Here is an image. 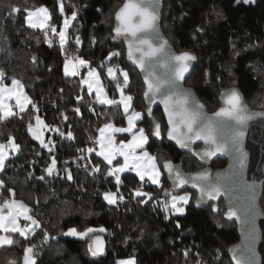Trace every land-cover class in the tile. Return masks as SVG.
Returning a JSON list of instances; mask_svg holds the SVG:
<instances>
[{"label": "trees", "instance_id": "obj_1", "mask_svg": "<svg viewBox=\"0 0 264 264\" xmlns=\"http://www.w3.org/2000/svg\"><path fill=\"white\" fill-rule=\"evenodd\" d=\"M123 2L65 0L67 14L70 15L72 10L70 4L78 10L77 21L73 22L69 35L80 36L83 45L79 52L85 59L91 60L94 67L106 58L108 52L118 50L121 55L113 62L129 72V91L135 97L134 107L145 111L143 81L138 72L128 65L123 41L113 39L114 14ZM41 5L52 12L53 22L59 30L63 18L59 14L57 0H0V69L7 73L9 79L6 82L15 77L25 85L47 124L59 126L65 132L71 130L76 139L68 141L61 140L57 135L53 137L57 141L55 155L60 174L49 177L43 171L48 153L27 130L31 106L28 112L21 114L23 119L12 117L0 120V142L15 137L21 145L20 153L12 156L5 172L0 173V180L16 190V199L23 200L33 209L31 214L53 237L43 243V231L37 230L36 235L28 240L16 234V243L0 252V264H5L8 258L20 264L24 248L29 245H36L37 264H116L117 260L132 256L137 264H197V261L200 264H233L228 249L239 240L236 225L226 222L223 210L216 215L211 206L196 209L193 206L195 192L187 190L192 193V202L187 206L185 215L165 219V212L152 201L141 204L129 195L131 189L138 186L135 174L125 173L122 177L121 191L125 201L118 206L108 205L102 193L116 189L112 178L103 176L104 164H101V173L93 175L72 163L75 157L81 155L76 149L92 146L89 137H97V129L105 122L112 120L117 126H124L126 120L122 109L92 104L93 97L84 95L83 102L76 101V96L82 94L79 77L64 75V56L57 38H53V47H49L41 30L26 26L23 14L9 15L13 6L23 9ZM162 29L175 50L191 51L197 56V66L186 85L196 91L208 112L219 108L220 93L230 87L239 88L249 106V100L254 96L264 95V0L247 5L242 2L236 4L235 0H167ZM93 37L95 44L92 43ZM67 47L69 54L77 53L71 40ZM33 57H36L35 63ZM101 76L113 96V83L105 78L103 72ZM206 80L210 82L206 83ZM89 104L97 113L105 115L88 111ZM75 107L81 108L82 116L73 114ZM61 113L68 115L67 122L63 121ZM154 115L162 123L164 139L151 137L152 124L146 117L141 125L149 133L147 149L158 158L163 156L182 164L186 172L200 169V164L190 153H181L166 140L167 126L161 109H157ZM38 152L41 155L38 156ZM92 159L93 163L100 162L95 154ZM64 160L70 161L68 167L72 170V181L65 177ZM225 164V161L219 160L213 169ZM42 175L45 176L43 181L38 179ZM162 184L164 188L171 189L165 175ZM145 191L151 192L154 199L163 198V189L154 185H146ZM8 196L5 191L0 195V201ZM37 200L39 203H36ZM260 204L264 212V185ZM176 221L181 227H176ZM69 227L80 231L89 227L107 229L105 234H95L105 237L106 253L92 257L88 251L91 235L85 239L61 235ZM186 250H190L187 257L184 255Z\"/></svg>", "mask_w": 264, "mask_h": 264}, {"label": "snow or ice", "instance_id": "obj_2", "mask_svg": "<svg viewBox=\"0 0 264 264\" xmlns=\"http://www.w3.org/2000/svg\"><path fill=\"white\" fill-rule=\"evenodd\" d=\"M57 2L59 14L63 18L59 30L57 24L53 22L52 12L44 5L23 9L13 6L9 15L23 14L26 26L41 30L44 34V42L49 47H53V38H57L56 42L64 56V75L79 77L82 94L76 96V101L83 102L84 95H87L93 97L92 104L122 109L126 126H117L112 120H108L97 129L99 133L97 137H89L92 146L77 148L76 151L81 155L72 161L77 167H82L93 175L101 173V164H104L103 176L112 178L116 190L109 189L103 192V199L108 204L116 206L125 201L126 197L121 191L124 183L122 177L125 173H135L138 178V186L132 188L129 195L141 204L152 201L155 206L165 212V219L186 214L187 206L192 202L191 192L184 190L183 194H180V190L186 189V186H190L198 193L194 201L196 207L208 201H217L222 195L230 193L231 189L218 179L220 174L214 177L208 169L185 173L172 160L164 159L163 156L158 158L149 153L146 148L149 144V133L139 125L146 117L151 118V137L157 140L164 139L161 124L152 112V105L159 103L163 105V111L167 117L166 136L169 140L175 141L181 149H188L202 160H211L218 154L234 152L237 154V162L242 170L247 159V153L243 149L244 129L248 121L254 116H264V112L249 113L239 90L230 88L221 92L224 106L212 116H208L204 111L205 106L194 96L191 89H185L181 85L185 75L193 70V62L197 60V57L191 51H182L177 54L160 34L161 0H124L114 14L115 26L112 31L115 33L114 40L126 41L127 58L143 73L145 85L143 97L147 102V109L146 112L137 110L134 107L135 97L129 91L131 85L129 72L120 64L113 62L114 58H118L121 53L118 50L108 52L106 58L94 67L92 61L85 59L83 53L79 52L83 45L80 36L69 35V29L73 27V22L77 21L76 6L69 5L72 9L69 15L65 12V0H57ZM241 2L245 5L255 4L256 0H235L236 4ZM70 40L75 44L77 53L69 54L67 46ZM92 43L95 44V37L92 38ZM32 60L35 63L36 57ZM102 72L114 85L113 96H109L104 86ZM8 79L7 73L0 69V120L12 117L23 119L21 114L28 112L31 106L32 112L29 113L31 118L27 124V130L39 146L48 153L46 167L43 169L45 175L58 176L60 169L55 155L57 141L50 136L46 138L45 133L55 132L61 140L75 141L74 133L71 130L65 132L59 126L47 124L40 115L38 104L26 92L25 85L15 77L10 78V83L6 82ZM60 91L63 92V89ZM11 101H14V104L10 103ZM92 104L88 105V111L96 115H105V113H97ZM72 111L75 115H83L80 107H75ZM61 117L65 122L69 119L65 113H61ZM117 134L124 138L117 141ZM197 141H202L205 145L200 151L193 148ZM20 151L21 145L16 142L15 137H9L7 142H0V173L5 172L7 162ZM93 154L100 158L99 163H93ZM37 155L41 153L38 152ZM118 157L122 158V161ZM69 163L68 160L63 161L65 165L63 171L66 179L72 181L74 178L71 168L68 167ZM165 173L172 182L171 189L163 187L162 177ZM38 179L43 181L45 176L42 175ZM240 180H242V172L234 175L233 182L239 183ZM146 185L163 189V198L154 199L151 192L145 191ZM5 191L9 196L0 203V247L14 245L16 234L28 240L36 235L37 230L43 231V243L53 239L47 231L42 229L41 222L31 214L33 209L23 200L16 199V190L0 180V195H3ZM36 203H39V200ZM211 207L213 212L220 211L215 204ZM225 215L230 219L233 217L240 219L237 210L231 204ZM244 215H254V210L245 206ZM21 220L24 221L23 224ZM176 227H181L179 221H176ZM254 230L253 224V232ZM106 231L107 229L103 227L99 229L89 227L83 231L76 227H69L61 235L85 239L93 234L88 244V251L92 257H98L105 254V242L101 235H95V233ZM189 251L184 252L185 257L189 255ZM249 251L254 255V248H250ZM37 256L36 245L25 247L22 264H37ZM233 259L236 264H241V259L236 257L234 250ZM10 264H16V261H10ZM116 264H137V261L132 256L117 260ZM197 264L200 262L197 261Z\"/></svg>", "mask_w": 264, "mask_h": 264}, {"label": "water", "instance_id": "obj_3", "mask_svg": "<svg viewBox=\"0 0 264 264\" xmlns=\"http://www.w3.org/2000/svg\"><path fill=\"white\" fill-rule=\"evenodd\" d=\"M166 1L167 0H161L159 31L160 34L163 36V38L166 39L169 44V40L162 29L164 3ZM114 26H115V19H114L113 28ZM113 35H115L114 32ZM120 40H122L125 45L126 61L128 65L134 68L138 72V74L140 75L143 81V73H141L140 70L132 63V61H130L127 58L126 41L124 39H120ZM170 47L177 54L180 53L177 50H175L171 45ZM197 63H198V59L195 62H193V70H190L189 73L185 75V79L181 82V85L185 89H191L194 96L205 106V104L201 101L196 91L192 87L186 85V82L193 74L197 66ZM230 88H236L239 90L243 98V103L249 110V113L264 112L251 108L249 104L246 102V98L239 88L237 87H230ZM144 89H145V85H144ZM144 104L147 109V102L145 99H144ZM222 106L224 105L220 93L219 108ZM219 108L216 111H218ZM157 109H161L167 126V117L164 114L163 105H160L159 103L152 105V112L154 117H155L154 113ZM204 111L207 113L208 116H212L216 112V111L208 112L206 106L204 107ZM148 120L151 121V118H148ZM159 123L161 124V131H162V123L161 122ZM244 131H245V137L243 140V149L247 153V159L245 161V167L242 170L239 168V164L237 162V154L234 152L218 154L216 157H213L211 160L208 159L202 160L198 156H194L192 152H190L188 149H181L175 143V141L169 140L167 136H166V140L169 143L175 145L181 153H190L191 156L200 164L201 166L200 169L193 172H186L182 164L173 162L174 164L179 165L185 173H194L200 170L208 169L213 173L214 177H216L217 174H220L218 179H220L223 185L231 189L230 193H226L225 195H222L217 201H208L206 204H202L200 207H196L195 203H193V206L196 209H203L211 204L212 205L215 204L219 207L220 203L223 202V209L225 213L228 210L230 204L235 207V209L237 210V215L240 216V219H237L235 217L230 219L224 213V219L226 220V222L236 225V229L239 236V240L235 244L231 245L228 249V255L232 263L236 264V261L233 259V250H234L236 257L241 259V264H264V212L260 204L261 193L264 185V116H254L252 120L248 121ZM204 147L205 145L203 144L202 141H197V143L193 145V148L196 151H200ZM219 160L225 161L226 165L219 169H213V165ZM241 172H242V180H240L239 183H234L233 182L234 175H239ZM165 176L170 186L172 187V182L171 180L168 179L166 173ZM184 190H191L198 195L197 191L191 188L190 186H186V189H181L180 193L183 192ZM245 206L251 207L254 210V215L245 216L244 215ZM214 213L217 214L218 212H214ZM253 224L255 229L254 232H253ZM101 236L103 237L105 242V253H106L107 242L105 237L103 235ZM253 236L255 237L254 241H253ZM89 242H91V238ZM12 246L0 247V252L3 249H10ZM250 248H254V255L251 251H249ZM13 260L15 259L8 258L5 261V264H10V261ZM16 264H18L17 261Z\"/></svg>", "mask_w": 264, "mask_h": 264}, {"label": "rangeland", "instance_id": "obj_4", "mask_svg": "<svg viewBox=\"0 0 264 264\" xmlns=\"http://www.w3.org/2000/svg\"><path fill=\"white\" fill-rule=\"evenodd\" d=\"M101 78H102V76H101ZM103 80V79H102ZM8 83H10V82H8ZM103 83H104V81H103ZM104 86H105V84H104ZM26 90V89H25ZM27 92V91H26ZM118 95V94H117ZM109 96H111L110 94H109ZM250 101V106L252 107H254L255 109H260V110H264V95L262 94V95H257V96H254L252 99H250L249 100ZM10 103H13L14 104V101H11ZM252 107V108H253ZM18 111V110H17ZM124 126H126V122H125V125ZM140 127H143L141 124L139 125ZM55 135H57L55 132H46L45 133V136H46V138L47 137H51L52 139H53V137L55 136ZM98 135H99V133H98ZM122 138H124L123 136H121L120 134H117V141H119L120 139H122ZM128 138H130V137H128ZM149 141H150V139H149ZM148 146V145H147ZM147 146H146V148H147ZM147 151L149 152V153H151L148 149H147ZM152 154V153H151ZM154 155V154H153ZM118 159H120L121 161H122V158H119L118 157ZM190 163H191V160H188ZM192 167V166H191ZM193 167H195L194 165H193ZM133 174H135V173H133ZM106 202V201H105ZM107 203V202H106ZM108 204V203H107ZM108 205H110V204H108ZM21 223L23 224L24 223V221L23 220H21ZM106 232H104V233H102V234H105ZM95 234H101V233H95ZM90 235H92V234H90ZM70 238H74V237H70ZM23 258V257H22ZM21 263L20 264H22V259H21V261H20Z\"/></svg>", "mask_w": 264, "mask_h": 264}, {"label": "flooded vegetation", "instance_id": "obj_5", "mask_svg": "<svg viewBox=\"0 0 264 264\" xmlns=\"http://www.w3.org/2000/svg\"><path fill=\"white\" fill-rule=\"evenodd\" d=\"M225 165H226V164H225ZM221 168H222V167H221ZM188 191H191V190H188ZM192 192H193V191H192ZM195 194H196V193H195ZM196 195H197V194H196ZM211 205H212V204H211ZM211 205H209L208 207H210ZM205 208H207V207H205ZM219 209H220V211H221V210L224 211V209H223V202L220 203V205H219ZM220 211H219V212H220ZM219 212H218L217 214H219ZM224 213H225V211H224ZM217 214H216V215H217Z\"/></svg>", "mask_w": 264, "mask_h": 264}, {"label": "built area", "instance_id": "obj_6", "mask_svg": "<svg viewBox=\"0 0 264 264\" xmlns=\"http://www.w3.org/2000/svg\"><path fill=\"white\" fill-rule=\"evenodd\" d=\"M5 199H6V198H3V199L0 201V203H2Z\"/></svg>", "mask_w": 264, "mask_h": 264}]
</instances>
